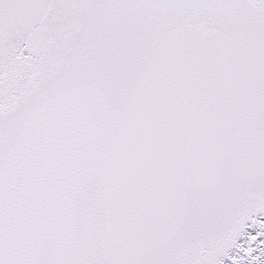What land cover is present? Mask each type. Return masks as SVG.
<instances>
[{"label": "snow or ice", "instance_id": "snow-or-ice-1", "mask_svg": "<svg viewBox=\"0 0 264 264\" xmlns=\"http://www.w3.org/2000/svg\"><path fill=\"white\" fill-rule=\"evenodd\" d=\"M0 264H264V0H0Z\"/></svg>", "mask_w": 264, "mask_h": 264}]
</instances>
